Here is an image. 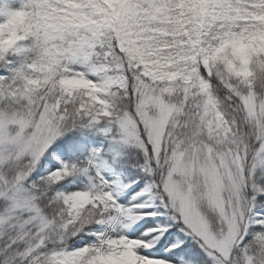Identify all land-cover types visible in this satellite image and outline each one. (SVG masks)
Returning a JSON list of instances; mask_svg holds the SVG:
<instances>
[{
    "label": "snow or ice",
    "instance_id": "obj_1",
    "mask_svg": "<svg viewBox=\"0 0 264 264\" xmlns=\"http://www.w3.org/2000/svg\"><path fill=\"white\" fill-rule=\"evenodd\" d=\"M0 264H264V0H0Z\"/></svg>",
    "mask_w": 264,
    "mask_h": 264
}]
</instances>
